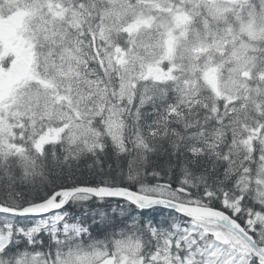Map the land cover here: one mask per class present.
<instances>
[{
	"label": "snow or ice",
	"instance_id": "1",
	"mask_svg": "<svg viewBox=\"0 0 264 264\" xmlns=\"http://www.w3.org/2000/svg\"><path fill=\"white\" fill-rule=\"evenodd\" d=\"M0 264H264V0H0Z\"/></svg>",
	"mask_w": 264,
	"mask_h": 264
}]
</instances>
